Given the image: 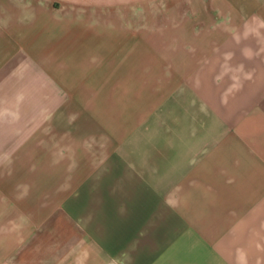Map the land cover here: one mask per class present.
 <instances>
[{"label": "crops", "instance_id": "obj_1", "mask_svg": "<svg viewBox=\"0 0 264 264\" xmlns=\"http://www.w3.org/2000/svg\"><path fill=\"white\" fill-rule=\"evenodd\" d=\"M60 1L0 0V264H264V63L122 137L77 35L123 0Z\"/></svg>", "mask_w": 264, "mask_h": 264}, {"label": "rangeland", "instance_id": "obj_2", "mask_svg": "<svg viewBox=\"0 0 264 264\" xmlns=\"http://www.w3.org/2000/svg\"><path fill=\"white\" fill-rule=\"evenodd\" d=\"M95 4L78 7L79 78L90 80L80 81V89L95 90L79 105H107L112 116L121 111L122 137L150 136L152 123L165 122L167 107L185 100L189 89L206 84L213 95L221 79L236 86L247 68L264 63V0Z\"/></svg>", "mask_w": 264, "mask_h": 264}]
</instances>
